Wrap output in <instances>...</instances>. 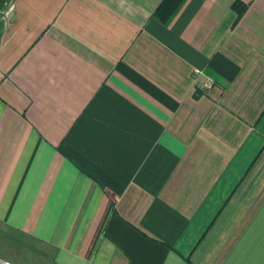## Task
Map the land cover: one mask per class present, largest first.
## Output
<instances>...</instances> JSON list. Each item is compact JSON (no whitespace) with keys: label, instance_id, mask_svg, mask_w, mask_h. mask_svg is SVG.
<instances>
[{"label":"crops","instance_id":"crops-1","mask_svg":"<svg viewBox=\"0 0 264 264\" xmlns=\"http://www.w3.org/2000/svg\"><path fill=\"white\" fill-rule=\"evenodd\" d=\"M162 2L0 0V264H264V0Z\"/></svg>","mask_w":264,"mask_h":264},{"label":"trees","instance_id":"trees-1","mask_svg":"<svg viewBox=\"0 0 264 264\" xmlns=\"http://www.w3.org/2000/svg\"><path fill=\"white\" fill-rule=\"evenodd\" d=\"M181 1L182 0H163L157 11L163 14L161 19L167 20L178 8Z\"/></svg>","mask_w":264,"mask_h":264},{"label":"built area","instance_id":"built-area-1","mask_svg":"<svg viewBox=\"0 0 264 264\" xmlns=\"http://www.w3.org/2000/svg\"><path fill=\"white\" fill-rule=\"evenodd\" d=\"M211 85V81L205 83V86L208 88ZM2 264H10L9 262H3Z\"/></svg>","mask_w":264,"mask_h":264}]
</instances>
